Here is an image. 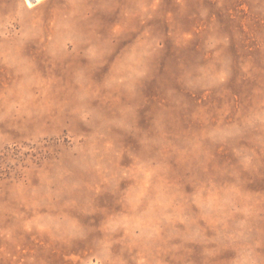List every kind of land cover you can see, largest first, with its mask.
Segmentation results:
<instances>
[{
  "label": "rangeland",
  "instance_id": "374dc122",
  "mask_svg": "<svg viewBox=\"0 0 264 264\" xmlns=\"http://www.w3.org/2000/svg\"><path fill=\"white\" fill-rule=\"evenodd\" d=\"M0 264H264V0H0Z\"/></svg>",
  "mask_w": 264,
  "mask_h": 264
},
{
  "label": "bare ground",
  "instance_id": "6f19581e",
  "mask_svg": "<svg viewBox=\"0 0 264 264\" xmlns=\"http://www.w3.org/2000/svg\"><path fill=\"white\" fill-rule=\"evenodd\" d=\"M35 1H40V0H35Z\"/></svg>",
  "mask_w": 264,
  "mask_h": 264
}]
</instances>
